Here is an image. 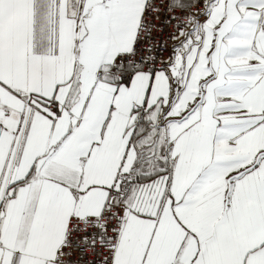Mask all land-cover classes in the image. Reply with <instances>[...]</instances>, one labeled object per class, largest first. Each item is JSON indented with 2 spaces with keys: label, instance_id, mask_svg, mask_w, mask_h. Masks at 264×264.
I'll return each mask as SVG.
<instances>
[{
  "label": "snow or ice",
  "instance_id": "snow-or-ice-1",
  "mask_svg": "<svg viewBox=\"0 0 264 264\" xmlns=\"http://www.w3.org/2000/svg\"><path fill=\"white\" fill-rule=\"evenodd\" d=\"M0 264H264V0H0Z\"/></svg>",
  "mask_w": 264,
  "mask_h": 264
}]
</instances>
